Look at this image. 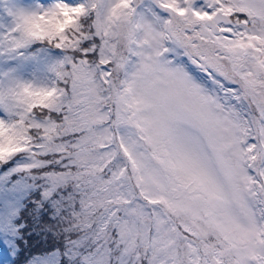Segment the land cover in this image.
Wrapping results in <instances>:
<instances>
[{
  "label": "snow or ice",
  "instance_id": "6c2138e0",
  "mask_svg": "<svg viewBox=\"0 0 264 264\" xmlns=\"http://www.w3.org/2000/svg\"><path fill=\"white\" fill-rule=\"evenodd\" d=\"M6 165L29 264H264V0H0Z\"/></svg>",
  "mask_w": 264,
  "mask_h": 264
},
{
  "label": "rangeland",
  "instance_id": "374dc122",
  "mask_svg": "<svg viewBox=\"0 0 264 264\" xmlns=\"http://www.w3.org/2000/svg\"><path fill=\"white\" fill-rule=\"evenodd\" d=\"M24 3H31L33 2V0H23ZM38 2L41 3H51L53 2V0H38ZM155 11H157L159 14L161 15H166L162 12H160V9H155ZM38 46V45H37ZM34 46V47H37ZM5 166L6 167H9ZM5 168H0V172L4 171ZM3 169V170H2ZM17 177H13L12 179H16ZM31 207V205H29V208ZM23 218L27 221L28 223V229L25 230L24 232V239L22 240V243L24 245H32L36 244L34 247L35 249H41L42 247L46 248V246H51L49 251H55L56 249H60L61 252H63L64 250V244H63V237L56 239L53 237V235L45 230H43L42 224L43 222L47 221V216L45 215L44 217H42V222H41V226H34V222L32 220V218L27 214V211L22 213ZM34 235L36 238H34V240H32V236ZM38 237V238H37ZM48 240H50L48 242ZM34 242V243H32ZM0 264H11L12 260H13V256L11 255V251L9 249L6 248V246H4L2 243H0ZM48 255V254H47ZM45 256V255H43ZM43 256H38V257H43ZM31 261V260H30ZM28 261L26 264H29ZM61 264H66V260L61 257Z\"/></svg>",
  "mask_w": 264,
  "mask_h": 264
},
{
  "label": "trees",
  "instance_id": "16d2710c",
  "mask_svg": "<svg viewBox=\"0 0 264 264\" xmlns=\"http://www.w3.org/2000/svg\"><path fill=\"white\" fill-rule=\"evenodd\" d=\"M6 166H8V165H6ZM4 168H5V166H4ZM31 236L33 237L32 240H34V238H36L34 235H31ZM49 241L50 240H48V242ZM32 243H34V242H32ZM17 244H18L19 251L16 254V256L13 257L11 264H26L28 261L32 260L35 257L47 255V254H50L51 252H53V251H49L51 246H48V245L46 246V248L42 247L41 249H35L34 247H36L35 246L36 244H33V246L32 245L27 246V245H24L22 243V241H17ZM0 249H1V247H0Z\"/></svg>",
  "mask_w": 264,
  "mask_h": 264
}]
</instances>
